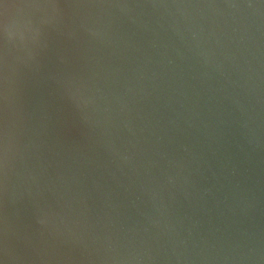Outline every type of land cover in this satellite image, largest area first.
I'll return each instance as SVG.
<instances>
[{"label": "water", "instance_id": "obj_1", "mask_svg": "<svg viewBox=\"0 0 264 264\" xmlns=\"http://www.w3.org/2000/svg\"><path fill=\"white\" fill-rule=\"evenodd\" d=\"M0 264H264V0H0Z\"/></svg>", "mask_w": 264, "mask_h": 264}]
</instances>
